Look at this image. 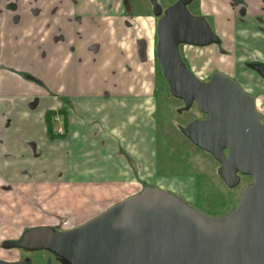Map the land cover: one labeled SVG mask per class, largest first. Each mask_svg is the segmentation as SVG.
I'll return each mask as SVG.
<instances>
[{"label": "crops", "instance_id": "obj_1", "mask_svg": "<svg viewBox=\"0 0 264 264\" xmlns=\"http://www.w3.org/2000/svg\"><path fill=\"white\" fill-rule=\"evenodd\" d=\"M28 1L0 0V62L36 74L53 94L48 96L40 81L33 83L0 70L2 246L30 229L56 226L57 218H71L68 229L79 227L148 186L179 191L157 176L152 47L148 60H139L134 43L115 31L105 33L104 43L92 37L89 43L99 41L104 50L99 68L92 63L94 55L85 40L78 42L73 33L65 43L53 40L60 26L68 30V17L84 14L90 6L84 8L81 2L74 8L65 1L55 14L57 0H38L42 12L34 17ZM11 2L16 3L17 20L8 11ZM199 9L222 32L223 59L232 55L233 65L243 66L232 75L256 98L264 122V77L247 69L248 63L264 64V0H199ZM71 47L82 53L83 63ZM121 48L128 57L119 60ZM19 94L27 96L9 97ZM58 109L66 111L68 134L51 139L47 113ZM183 183L189 191L190 180Z\"/></svg>", "mask_w": 264, "mask_h": 264}, {"label": "water", "instance_id": "obj_2", "mask_svg": "<svg viewBox=\"0 0 264 264\" xmlns=\"http://www.w3.org/2000/svg\"><path fill=\"white\" fill-rule=\"evenodd\" d=\"M157 58L174 98L206 119L182 130L196 147L219 162L229 188L252 177L236 208L208 216L175 194L146 187L87 223L68 231L41 227L5 249L48 251L62 264H264V122L256 98L218 72L202 81L184 62L181 45L207 47L219 41L208 21L194 16L195 0H178L164 14L157 0ZM264 77V66L257 67ZM0 264H32L29 259Z\"/></svg>", "mask_w": 264, "mask_h": 264}, {"label": "rangeland", "instance_id": "obj_3", "mask_svg": "<svg viewBox=\"0 0 264 264\" xmlns=\"http://www.w3.org/2000/svg\"><path fill=\"white\" fill-rule=\"evenodd\" d=\"M109 1L113 6L117 2H120V0ZM142 1L144 0H132L135 16L146 14L141 12L144 10ZM161 1L164 6L175 2V0ZM145 2L149 6V2L147 0ZM189 9L192 14L204 17L218 36L219 33H222L219 30V26L217 28L214 19L209 17L208 14L201 12L199 0H195ZM147 14L150 15V13ZM113 16L116 19L118 17V20L120 19V13L118 12L114 13L113 11ZM90 30L93 29L89 22L86 21V32ZM96 31L93 30L94 33ZM250 43L253 44V41H250ZM221 50L222 46L220 44L205 48L183 47L182 57L188 68L202 81L210 80L211 76L218 72L224 73L237 81V77H233L232 74H235L236 71L238 73L243 66L233 65L234 60L232 59V55L229 60L227 58L224 60V53ZM100 67L101 65H99ZM155 68L156 119L158 123L159 149L157 176L166 180L167 184L179 187V191H173L172 193L200 212L211 217L226 216L236 208L243 190L253 183V178L242 177L240 185L235 188H229L225 184L218 173L220 168L219 162L211 154L196 147L182 132L194 120L206 119L205 115L200 113L196 106H193L189 110L185 109L184 102L174 98L171 94L170 86L162 75L159 63L155 65ZM97 70L98 67L95 68V74ZM233 70L234 72H232ZM188 179L190 180L189 191L186 188V184L183 183ZM188 195L189 197H193V202L189 201L190 199H185L184 196ZM94 216L97 217L99 215ZM58 220H60V224L57 225L62 226L59 231L68 230L72 226V221H69V219L57 218V223H59ZM27 259L32 264H62L59 257L48 251L8 250L0 245V260L19 262Z\"/></svg>", "mask_w": 264, "mask_h": 264}, {"label": "flooded vegetation", "instance_id": "obj_4", "mask_svg": "<svg viewBox=\"0 0 264 264\" xmlns=\"http://www.w3.org/2000/svg\"><path fill=\"white\" fill-rule=\"evenodd\" d=\"M51 1H53V0H51ZM65 1H69L74 6V8H75V6H77L81 2H83L84 8H87L89 6H90V8L85 9L84 14H73L70 17H68L67 18L68 30L65 31L63 26H60L61 29H60L59 33L53 37L54 42L65 43L67 41L68 36L71 33H73L75 39L78 42H79V40L80 41L85 40L86 42H88V44H86V48L94 55L92 63L95 65H102L103 64L102 58H103V52H104L103 49L101 52L102 44L99 41L89 43V40H92V37H94V38H96V39H98L104 43L103 36L105 35V33L108 31H115L118 35L124 36L123 40L128 41V39H129L131 42L134 43L136 50L138 52L137 57L139 58V60H142V59L148 60V54H149V50H150V46H151L152 50H153L152 51L153 56H154L153 65H158L159 61H158L157 54H156V47H157V43H158L157 28H158V23H159L160 19L162 18V16L157 17L154 15L155 5L151 0H147L149 2V6L145 2V0L142 1L143 6H144V10L141 12L146 13V14H142V15H138V16H135V14H134V8H133L134 5L132 4V0H120V2H117L115 4V6H113L109 0H96V2L98 4H93L89 0H57L56 4L53 7L55 14H57L60 11V9H61V7ZM177 1L178 0H175V2H173L172 4H170L168 6H164L163 2L161 0H157V3H158V5L161 6L162 12L164 14L165 10L168 7H170L171 5H173L174 3H176ZM27 4H28V8H29V11H30L32 16L38 17L41 15L42 10L39 7L38 0H30V1H28ZM15 6H16V3L11 2L8 6V11L15 14L16 20H17L19 18V16L17 15V9L15 8ZM190 6H189V8H190ZM79 9L81 10L82 7H80ZM113 11H114V13H116V12L120 13V19L119 20H118V17L116 19L113 16ZM189 11H190V9H189ZM147 13H150V15H148ZM194 16H196V15H194ZM86 21L89 22V24L93 30H97L96 33H94L93 30L86 32ZM91 21H92V23H91ZM49 24L51 27L52 21ZM216 36L218 37L219 41L215 44H212V45L220 44L223 47L222 39L217 34H216ZM183 47H192L193 48L196 46L181 45L180 46L181 56H182ZM196 48H205V47H196ZM39 49L42 51V55L46 57L47 53L43 49L42 45L39 46ZM70 49L72 50L73 55L76 57V59L79 60V63H83L84 57H83L82 53H80L78 51V49H74V47H71ZM221 51L223 53H225L223 48ZM119 53L121 55L118 58L119 60H122V59L128 57V51L125 48L119 49ZM184 62H185V60H184ZM248 64H250V65H248L249 69L256 71L258 73H260V72L257 70V67H259L260 65H264L260 62H253V63H248ZM125 65H127L126 69L128 70V65H130L128 63V61H126ZM0 70H3L9 74L18 75L20 78H23L26 80H31L33 83H37L38 81H40L41 86L46 91V94L48 96H52L51 94H53L52 91L50 90V88L48 89V87H46V85H45L46 82L42 78L38 77L36 74L33 75V73L31 74L30 72L26 73L25 71L15 70L12 67H10L6 64H3L1 62H0ZM155 72H156V68H155ZM162 75H163V72H162ZM155 79H156V77H155ZM155 93H156V90H155ZM26 96L27 95H25V94H19L17 96H9V97H12L14 99H19V98H26ZM49 113H54V116L52 118V123L54 125L55 133L60 135L61 138L66 137L68 134V129H67L68 128V125H67L68 124V121H67L68 116L66 114V111L58 109V110L49 111L47 113V115ZM3 185H1L0 188ZM58 222H59L58 224H60V220H58ZM61 227L62 226H60V225H56L52 228H54L56 231H59V229ZM75 228H77V227H75ZM75 228H73V229H75ZM68 230H72V229H68ZM68 230H64V231H68Z\"/></svg>", "mask_w": 264, "mask_h": 264}, {"label": "trees", "instance_id": "obj_5", "mask_svg": "<svg viewBox=\"0 0 264 264\" xmlns=\"http://www.w3.org/2000/svg\"><path fill=\"white\" fill-rule=\"evenodd\" d=\"M54 116V113H49L47 115V122H48V127H49V134H50V138L51 139H57V138H61L60 135L56 134L55 133V130H54V125L52 123V118Z\"/></svg>", "mask_w": 264, "mask_h": 264}]
</instances>
